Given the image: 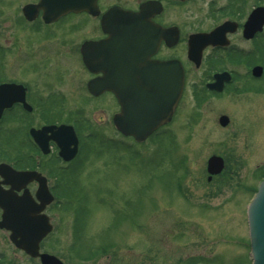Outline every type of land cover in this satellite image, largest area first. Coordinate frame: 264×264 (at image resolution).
<instances>
[{"label":"flooded vegetation","instance_id":"af4514ba","mask_svg":"<svg viewBox=\"0 0 264 264\" xmlns=\"http://www.w3.org/2000/svg\"><path fill=\"white\" fill-rule=\"evenodd\" d=\"M39 2L40 0H0V33L1 27H4V36H6L3 39L4 44L0 40V199L12 198L15 201L14 205H23L20 213L22 214L24 206L26 213L28 205L25 202L29 201L28 203L34 205L40 203L39 186L45 181L52 202L46 205L43 212L48 216L52 230L39 243V252L52 254L67 264L58 254L45 250L43 245L57 229L52 216L48 213V208L54 203L61 204L65 201L64 198L69 203V199L74 196L71 188L74 177L73 166L80 144L83 142L82 134L77 131V119H73L74 113L68 109L72 106L75 75L80 73L85 76L79 82L86 96L93 99L107 96L105 101H111L113 106L108 118L110 127L107 128L112 129L114 138L128 141L131 153H136L134 159L139 153L135 145L140 143L136 142L132 135L123 133L121 130L125 128L123 124L117 129L113 124V116L122 115L125 103L130 104L134 99L140 101L139 99L148 96L144 77L132 83L136 85V91L139 88L141 90L137 94L125 90L131 86L130 82H126L129 77L124 76L119 77L118 95L108 89L102 90L97 95L89 93L88 83L103 77L107 69L109 52L118 54L120 51L118 48L122 49L118 43L109 42L110 32L108 27L104 28L103 25L118 24L120 20L108 19L102 24L105 13L115 9L142 15L145 19H139V23L144 25L135 31L140 38L139 46L145 48L147 52L150 50L145 64L148 61L175 60L182 68V88L174 113L169 121L157 127L146 138L144 141L146 142L151 138L171 137V125L181 104L187 100L189 87L197 111L201 115L204 113L200 112V108L205 103L210 104L217 99L229 101L245 93L255 96L264 94V0H94L91 10L67 11L50 22L43 19L41 8H38L30 18L24 14V7ZM13 5L15 10L11 12ZM10 26H17L22 31L16 41L10 38L11 32L6 35ZM155 27L163 29L164 32L157 35ZM42 31L46 34L43 37L38 36ZM210 33L211 43L202 47L199 63L196 64L188 57L189 37ZM35 36L39 38L35 39ZM156 38L157 42L154 46H148L147 43L155 42ZM83 44H86L84 47L86 60L81 50ZM15 48L19 49V68H13L11 65V53ZM53 60L59 63L55 67ZM118 61H122L120 64H123L122 58ZM138 65L119 66L118 69L125 71L134 69L137 73L148 70L147 67ZM63 71L66 72L64 78L61 76ZM191 73L192 77H190ZM103 106L108 108V103L104 102ZM221 115L228 117V122L224 126L219 123ZM229 121L227 114L222 113L217 118V123L222 128L226 127ZM48 125H65L73 129L78 137V151L75 156L64 159L59 154L57 143L48 137L47 151H43L32 138L30 130H39ZM49 134L47 133L46 136ZM40 142L43 143L44 138H41ZM13 151L16 152L14 157ZM212 155L222 158L223 167L218 173L210 174L206 162L205 182L210 184L220 179L225 180L221 181L222 184L217 181L216 188L204 191L205 197L219 195L218 193L232 181L230 176L225 174L226 158L216 153ZM9 168L21 172L23 177L12 183L8 182ZM182 170L184 179L177 181L176 191L188 203L190 198L186 193L187 189L184 188L188 177V166L185 164ZM234 185L239 186V183ZM243 186L250 191L246 184ZM235 191H233L234 195H236ZM236 197L240 198L238 195ZM247 204L245 205V201L243 204L241 202L245 227L244 235H241L243 242H237L235 238H232V241L243 250L242 253L237 252L242 254V260H246V264H251L250 241L246 227ZM2 214L3 209L0 206V223ZM238 216L236 223L230 227L234 228L233 234L239 233L234 231L241 229L239 212ZM12 223L16 224L15 221ZM10 234V228L0 225V264H13V253L19 254L27 262L41 264L38 257H31L22 249L15 247ZM94 245L89 242L86 253L90 264L119 263L114 255L110 260L107 259L109 257L107 246L103 245V242L99 241ZM102 256L105 257L104 261L101 260ZM189 257L179 259L178 264H199L198 255L195 259ZM215 259L216 256L212 258V263Z\"/></svg>","mask_w":264,"mask_h":264},{"label":"rangeland","instance_id":"374dc122","mask_svg":"<svg viewBox=\"0 0 264 264\" xmlns=\"http://www.w3.org/2000/svg\"><path fill=\"white\" fill-rule=\"evenodd\" d=\"M9 32L16 41L22 31L10 26L6 35ZM0 34L4 44V27ZM40 34L43 37L46 32ZM14 50L11 65L19 68V49ZM52 63L53 67L59 64L54 60ZM65 74L63 71L61 76ZM75 78L72 106L68 109L77 119L83 142L73 166L74 196L69 203L64 198L61 204L48 208L57 229L43 248L58 254L67 264H90L86 257L89 242L95 246L99 241L107 246V259L114 255L118 264H178L185 256L195 259L197 255L202 261L199 264H246L240 254L243 250L232 238L243 242L241 202L246 205L250 201L264 172V94L245 93L229 101L217 99L205 103L201 115L189 87L187 100L171 125V137L151 138L135 145L139 153L134 159L136 153H131L128 141L114 138L112 129L107 128L111 101H105L107 96H86L79 82L85 76L77 73ZM222 113L230 119L224 128L217 123ZM213 153L226 158L225 174L232 181L219 195L205 197L204 191L225 180L205 182L206 159ZM184 163L189 169L183 182L189 204L176 191L177 181L184 179ZM238 212L241 229L233 234L234 228L230 227L236 223ZM12 258L13 264H34L19 254L13 253Z\"/></svg>","mask_w":264,"mask_h":264},{"label":"water","instance_id":"95a60500","mask_svg":"<svg viewBox=\"0 0 264 264\" xmlns=\"http://www.w3.org/2000/svg\"><path fill=\"white\" fill-rule=\"evenodd\" d=\"M93 5L94 0H40L38 4L24 7L23 12L30 18L33 13L37 12L38 8H41L43 19L46 22H50L67 11L91 10ZM102 19V24L108 19L120 20L118 24L104 23L103 25L104 28L107 26L110 32L109 42L111 44L118 43L122 49L118 48L120 50L118 54L109 52L108 65L103 77L98 81L89 82V91L93 94H98L102 90L108 89L118 95L119 77L124 76L129 77L126 82H130L131 86L125 88V90L133 91L134 94H137L141 90L136 88L138 90L136 91V85H132V83L136 82L138 78L143 79L142 77H144L148 96L139 99L140 101L134 99L130 104L125 103L122 115L114 116V123L118 128L120 124H123L125 127L122 129L124 133L134 135L137 141H143L154 129L169 120L173 114L182 88V69L175 60L169 62L148 61L145 64L150 50L147 52L145 48L139 46L140 38H138V34L135 31L144 25V23H139V19H145L142 15L134 14L130 11L110 9ZM149 28L152 27L149 26ZM155 28L157 35H161L164 32L163 29ZM211 37V33L191 35L188 40L189 59L198 64L201 49L211 43ZM156 42L157 38L155 42L151 41L147 44L148 46H154ZM85 46L86 44H83L81 49L84 60L87 59L84 55ZM119 58L123 59V64H120L122 61H118ZM137 65L147 67L148 70L137 73L134 69L127 71L118 69L119 66L132 67ZM133 102L134 104L132 105ZM227 122L228 117L226 115L219 117L221 125L224 126ZM30 133L45 152L47 151V137L57 143L59 154L64 159H70L77 152V138L70 126H44L39 130L31 129ZM47 133L50 134L46 136ZM41 138H44L43 143L40 142ZM222 167L223 160L219 156L213 155L207 160V170L210 174L218 173ZM21 176V172H16L9 168L8 182L12 183L14 180H20ZM39 191L40 197L38 196V198L40 203L34 205L28 203L29 201L25 202L28 205L27 212L25 213L24 206L22 214L20 212L23 205H14L15 201L12 198H9V200L0 199V206L3 209L0 225L10 228V239L17 248L23 249L32 257H39L42 264H63L54 255L39 253L38 251L40 240L51 230L48 217L40 212L52 201V196L47 191L45 181L39 186ZM12 221H15L16 224L14 225ZM247 223L252 257L251 264H264V179L259 183L247 207Z\"/></svg>","mask_w":264,"mask_h":264}]
</instances>
